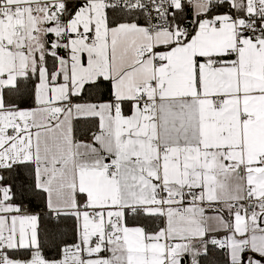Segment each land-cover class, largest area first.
Returning <instances> with one entry per match:
<instances>
[{
    "label": "snow or ice",
    "instance_id": "obj_1",
    "mask_svg": "<svg viewBox=\"0 0 264 264\" xmlns=\"http://www.w3.org/2000/svg\"><path fill=\"white\" fill-rule=\"evenodd\" d=\"M0 264H264V0H0Z\"/></svg>",
    "mask_w": 264,
    "mask_h": 264
}]
</instances>
